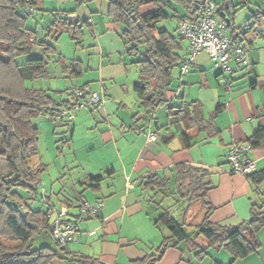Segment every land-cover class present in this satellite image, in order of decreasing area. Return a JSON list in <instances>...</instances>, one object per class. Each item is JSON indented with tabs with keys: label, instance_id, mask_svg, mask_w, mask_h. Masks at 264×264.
<instances>
[{
	"label": "crops",
	"instance_id": "obj_1",
	"mask_svg": "<svg viewBox=\"0 0 264 264\" xmlns=\"http://www.w3.org/2000/svg\"><path fill=\"white\" fill-rule=\"evenodd\" d=\"M213 1L220 5L223 2ZM108 10L106 0L80 4L78 0H43L34 15L38 26H31L36 28L40 38L50 39L55 48L54 67L50 68L51 76L48 78L51 89L64 91L69 85L68 80L73 81L67 77L69 73L64 72L63 67L76 59L80 61L82 70V74L76 77L79 85H86L105 98L101 105L80 109L75 119L69 122H56L44 117L38 123L39 141L42 143V137L45 135L47 138V134L56 136L55 127L61 124L65 128L61 140L69 142V148H73V155L71 152L66 154L77 168L72 181L66 185L70 188L67 191L62 187L57 191L53 187V201L58 200V192H62L60 196L63 198H70L73 205L81 192V196L89 201L87 190L91 188L97 193L95 200L103 202L98 217L78 219V241L71 243L70 249L106 264H130L156 252L163 241V231L157 225L160 214L156 213L162 209L151 200L152 193L142 185L144 178L152 173L167 175L177 163L182 162L209 168L213 184L209 199L215 205L211 220L224 225H238L248 220L253 202H260L256 187L247 176L227 171L226 154L231 143H245L260 126L264 127V26L260 27L262 32H249L244 38L249 59L246 66L232 59L229 69L223 71L208 52L202 50L189 71L183 72L182 65L177 68V78L174 77L168 93L169 105L181 106L198 101L206 115L213 113L219 105L223 107L215 119L219 134L208 137L201 132L192 147L184 148L179 135L172 136L171 129L167 133L160 131L154 141L150 140L149 133L155 129L153 125L151 129L145 127L146 120L133 129L134 114L140 112L135 92L140 70L137 65L136 70L134 57L127 53L120 35L121 26L112 21ZM55 14L73 22L85 20L89 27H83L80 40L66 30L57 40L51 38L52 33L44 37L49 31L57 30L56 26H50ZM249 14H245V21ZM41 22L45 26L40 30ZM242 23L236 19L237 26ZM78 29L75 27L76 35ZM73 42L77 47L74 55ZM61 44L69 45L70 49L65 52ZM187 46L188 43L185 55ZM78 49L85 56L77 54ZM62 95L59 100L68 98V95ZM154 117L155 123L167 124V106L156 109ZM161 133H166L168 140L165 141ZM250 157L257 169L264 168V149L252 150ZM110 168L114 173L108 175L105 172ZM98 174L105 175L98 189L81 183L89 182ZM170 186L174 189L173 180ZM53 191L56 192L54 199ZM256 240L260 243L259 250L237 259H233L228 250L216 247H210L200 258L196 256L198 250H190L188 243L182 242L181 248H169L155 264H264V227L257 232ZM50 264L81 263L54 258Z\"/></svg>",
	"mask_w": 264,
	"mask_h": 264
},
{
	"label": "trees",
	"instance_id": "obj_2",
	"mask_svg": "<svg viewBox=\"0 0 264 264\" xmlns=\"http://www.w3.org/2000/svg\"><path fill=\"white\" fill-rule=\"evenodd\" d=\"M42 1L0 0V264H50L54 258L81 264H106L98 258L70 249V244L78 241V219L94 217L83 216L80 212L70 219L67 211L61 221L73 224L76 233L75 237L62 242L54 234L55 215L52 206H56L57 202L46 192L45 195L39 194L42 175L48 167L37 161L40 155L39 128L33 123V118L48 116L56 122H69L73 120L70 115L58 116L62 108L73 112L76 108L80 110L87 105H101L105 101L103 96L101 102L89 103V98L95 91L89 90L86 85L67 88L65 92L70 88L71 92H67L68 98L65 100L55 97L58 92L62 95L61 91L28 86V81L50 78L49 64L55 55L50 39L40 38L36 28L29 23V19L40 9ZM90 1L93 0H78V3ZM106 1L109 3V17L122 28L120 35L127 53L133 57L142 56L135 60L140 70V81L135 85L140 112L134 114L133 129H136L139 122L146 120L145 127L151 129L153 125L155 130L151 131L157 139L160 131L167 133L171 129L172 136L179 135L184 148L192 147L201 132H205L208 137L217 136L219 129L215 119L222 111V106L219 105L213 113L206 115L203 105L198 101L181 106L169 105L168 93L171 91L174 71L191 55V41L181 29L183 25L198 18L201 7L195 8V4L213 2L217 9L215 17L226 23L231 41L241 42L248 48L244 43L245 36L249 32L263 31L260 27L264 26V0H223L221 5L213 0ZM243 8H247L250 14L245 22L237 26L236 15ZM167 18H177L178 33H172L166 26L158 25L159 21ZM68 19L70 18L55 14L50 26H56L57 30L49 31L44 37L52 33L51 38L57 40L60 33L66 30L73 33V38L80 40L83 27L88 28L89 23L85 20L77 19L73 22ZM77 26L79 29L76 35ZM186 42L188 46L185 55ZM142 46L145 47L143 52ZM37 47L42 48L43 52L30 55L25 63L16 62L17 56L32 54ZM248 63L242 64L246 66ZM80 66V61L75 59L64 64L63 71L69 73L67 77L76 78L82 74ZM69 68L70 71L67 70ZM164 105L167 106L169 121L165 125H159L154 121V114L156 109ZM139 128L143 129V126ZM165 134L161 133L166 141L168 137ZM245 143L251 145V151L264 149V127L260 126ZM226 165L228 167L227 163ZM211 172L209 168L182 162L177 163L167 175L152 173L144 178L143 188L152 193L151 200L162 209L157 225L163 231V241L156 252L133 260L130 264H155L169 248H181L182 242L188 243L190 250H198L196 256L200 258L206 255L210 247L228 250L233 259L259 250L260 243L256 240V234L264 227V168H256L243 174L255 185L260 202H253L251 217L238 225H224L211 220L215 209L209 199V192L213 189ZM105 173L111 175L114 169H107ZM104 178V174H98L92 176L89 182L81 183L98 189ZM172 180L174 189L170 186ZM61 194L62 192L57 193L58 203L75 205L70 198H63ZM82 194L83 192L77 197L79 201L84 199ZM166 195L175 198L174 204H177V208H182L180 217L163 206ZM39 201L47 203L48 209H39L36 206ZM195 202L203 210L202 220L197 224L188 217ZM43 232L50 234L52 244L33 248V242Z\"/></svg>",
	"mask_w": 264,
	"mask_h": 264
},
{
	"label": "built area",
	"instance_id": "obj_3",
	"mask_svg": "<svg viewBox=\"0 0 264 264\" xmlns=\"http://www.w3.org/2000/svg\"><path fill=\"white\" fill-rule=\"evenodd\" d=\"M195 8H200L198 18L185 25L181 31L191 41V55L188 57L182 69L186 73L189 70L190 63L196 55L206 50L212 59L222 67L223 71L229 69L230 60L234 59L241 63H248V48L241 42L231 41L227 31V26L224 21L215 17L217 11L216 5L213 2L206 1L205 3H197ZM102 98L99 93L92 94L89 103H99ZM68 108H62L58 112V116L64 117L70 115L73 118V112ZM151 141L157 139L156 135L151 132L149 134ZM251 145L243 142L231 143L226 154V163L228 164L227 171L230 173L247 174L256 169L255 161L250 157ZM81 214L83 216L97 217L102 203L90 204L87 200L81 199L80 203ZM54 219V234L62 242L67 238L75 237L76 228L73 224H64L61 221L64 215L67 214L65 206H52Z\"/></svg>",
	"mask_w": 264,
	"mask_h": 264
},
{
	"label": "rangeland",
	"instance_id": "obj_4",
	"mask_svg": "<svg viewBox=\"0 0 264 264\" xmlns=\"http://www.w3.org/2000/svg\"><path fill=\"white\" fill-rule=\"evenodd\" d=\"M248 13H249V11L247 8L240 9L236 15V19H238V22H245L244 16H245V14H248ZM47 18H49V16H47ZM49 20H50V18H49ZM36 22H37V18H35V17H31L29 19V23L33 27H35V24H36V26H38V24ZM46 24L48 25L49 22H47ZM158 25L159 26H166L167 28H169V30L172 31V33H175V31H176V33H178V30H176V28L178 26L177 18L163 19V20L159 21ZM44 26H45L44 23L41 22L39 24L40 30ZM65 37H67V36H65ZM62 43H64L63 40H62ZM186 43L184 44L185 49H186ZM61 48L65 52H66V50L70 49L69 45H66V44H61ZM76 48L77 47L75 46V43L73 42V55L75 54L74 52H75ZM141 50L143 52L145 50V47L142 46ZM38 51L39 52L41 51L40 53H42V48H40V47L35 48L34 52L32 54H25V55L17 56L16 62L19 64L25 63L30 58V55H36ZM80 51L81 50L78 49L77 54H79L80 56H85ZM204 51H206V50H204ZM67 53H69V52H67ZM140 58H142V56L138 55V56L134 57V60H138ZM52 61L49 65L50 68L54 67V61L53 62ZM136 65L139 68V65L135 63V66ZM137 66H136V70H138ZM177 71L178 70L176 69L174 72L175 78H177L176 76L178 75ZM68 81H69V85H67V88H69V86L72 87V84L74 86H80L78 79H76V78H73V81H70V80H68ZM27 84L30 87L51 89V87H50L51 85L49 84L48 78H40V79L37 78V79H34L33 81H28ZM81 84H82V82H81ZM56 87L57 86H55V88ZM67 88H64L63 89L64 91H61L62 94L68 95L67 92H71L70 91L71 88L69 90H67V92H65V90ZM51 90H53V89H51ZM58 93H57L58 96H55V97L57 99H61L59 96L62 97L63 95H60ZM90 106H94V105H87V106L83 107L82 109L88 110L90 108ZM79 111L80 110L78 108L73 110V112L75 113V115H73V120L75 119V117L79 113ZM44 117L47 118L48 116L34 117L33 123L36 126H38V123H40L41 119H43ZM53 127H54V124H53ZM55 129H56V132L58 133V134H56L57 138L55 140H54V137H56V136H54V135L50 136L49 134H47V138L45 135H44V137H42V143H40V141H39L40 155H39V158L37 159V161L39 163L46 164L48 167V169L42 175V183L39 187V194L45 195L44 191L46 190L48 192L47 194L50 196H51V191H52L53 187H54V190L58 191L62 187H66V185H69L70 184L69 181H72L71 177H73V172H76V169H77V168H75V165L70 163V158L68 157V155H66L67 153H70V152H71L70 154L73 155V148H69V144H68L69 142H64V140H61L63 138V135L61 133L63 131H65V128L63 127V125L60 124V125H57L55 127ZM72 145H73V142H72ZM68 188H70V186L66 187L67 191H68ZM54 193L55 194L52 196L53 199L56 198V192H54ZM165 193H167V191H165ZM87 194L90 196L88 199L89 200L88 202L90 204L103 203L101 200L100 201L95 200L97 198V193L95 191H93V189L89 188L87 190ZM161 195H163V191H162ZM158 199L161 200V198H159V197H158ZM80 201L78 199L76 201H74V204H75L74 206H67V205L65 206L61 203V206H65L67 208V211L70 214L69 215L70 219L75 218V215L79 214L81 212L80 205H79ZM55 202H57L56 206H59L58 200H55ZM174 202H175V198H173L172 196L166 195V197L164 198L162 203H163L164 207L173 211V213L176 217H180L182 215L181 214V208H177L178 206H177V204H174ZM36 203H37L36 206L39 207V209H42V210L48 209L47 203H44L41 201L36 202ZM172 204H174V205H172ZM52 212H53V210H52ZM161 212H162V210L161 211L156 210L157 215L161 214ZM53 215H55V214L53 213ZM202 215H203V210L200 208L199 203L195 202L194 205L192 206V211L190 212V216H189L190 221L193 222L194 224H197L202 220ZM53 219H54V216L51 217V221H53ZM164 231H167V230L165 229ZM52 241L53 240H52V237L50 236V234L47 232H43L33 242V248H39V247L46 245V244H52Z\"/></svg>",
	"mask_w": 264,
	"mask_h": 264
}]
</instances>
